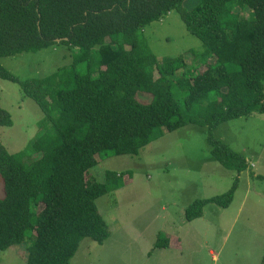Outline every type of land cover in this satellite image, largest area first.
I'll list each match as a JSON object with an SVG mask.
<instances>
[{"label":"trees","instance_id":"1","mask_svg":"<svg viewBox=\"0 0 264 264\" xmlns=\"http://www.w3.org/2000/svg\"><path fill=\"white\" fill-rule=\"evenodd\" d=\"M187 1L0 0V59L59 46L73 59L27 81L0 64V79L18 82L44 115L43 133L20 153L0 136V252L27 243L26 264H71L84 240L102 244L109 233L96 202L121 190L130 172L108 171L103 183L87 175L106 158L139 155L165 132L203 128L218 163L248 170L214 133L264 114V0H198L191 11ZM174 11L204 51L158 60L142 33ZM13 124L0 108V129ZM237 187L195 201L186 220L207 205L229 208ZM167 248L158 237L153 250Z\"/></svg>","mask_w":264,"mask_h":264},{"label":"rangeland","instance_id":"2","mask_svg":"<svg viewBox=\"0 0 264 264\" xmlns=\"http://www.w3.org/2000/svg\"><path fill=\"white\" fill-rule=\"evenodd\" d=\"M197 4L198 0H188L184 9L191 11ZM142 36L158 60L204 51L178 11L147 26ZM72 61L68 47L59 46L1 58L0 64L19 81H27L51 76ZM201 63L193 62L197 69ZM0 108L14 123L0 129L10 154L22 152L43 133L44 115L18 82L0 79ZM214 135L245 157L249 165L245 173L218 163L206 130L197 126L165 132L139 155L109 157L91 170L87 179L101 183L108 171L130 173L121 190L96 202L109 238L102 244L84 240L71 264H260L264 256V114L223 124ZM235 181L238 187L229 208L207 205L201 218L186 220V209L195 201L225 195ZM4 197L0 178V199ZM158 237L167 238L169 248L153 250ZM26 252L27 243L13 246L0 252V264H26Z\"/></svg>","mask_w":264,"mask_h":264}]
</instances>
